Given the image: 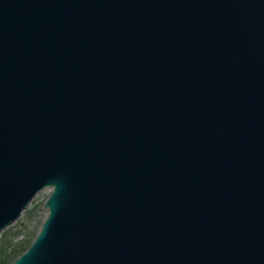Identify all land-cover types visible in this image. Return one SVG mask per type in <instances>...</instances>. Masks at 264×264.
Here are the masks:
<instances>
[{"label":"water","instance_id":"1","mask_svg":"<svg viewBox=\"0 0 264 264\" xmlns=\"http://www.w3.org/2000/svg\"><path fill=\"white\" fill-rule=\"evenodd\" d=\"M11 264H264V0H0Z\"/></svg>","mask_w":264,"mask_h":264},{"label":"rangeland","instance_id":"2","mask_svg":"<svg viewBox=\"0 0 264 264\" xmlns=\"http://www.w3.org/2000/svg\"><path fill=\"white\" fill-rule=\"evenodd\" d=\"M50 194L51 189L40 192L20 218L0 233V264H10L35 240L48 216L44 204Z\"/></svg>","mask_w":264,"mask_h":264},{"label":"trees","instance_id":"3","mask_svg":"<svg viewBox=\"0 0 264 264\" xmlns=\"http://www.w3.org/2000/svg\"><path fill=\"white\" fill-rule=\"evenodd\" d=\"M14 260H12L11 262H13ZM11 262H10V264H11Z\"/></svg>","mask_w":264,"mask_h":264}]
</instances>
